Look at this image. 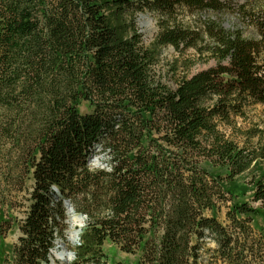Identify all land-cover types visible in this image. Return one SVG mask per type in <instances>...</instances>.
Segmentation results:
<instances>
[{
	"label": "trees",
	"instance_id": "16d2710c",
	"mask_svg": "<svg viewBox=\"0 0 264 264\" xmlns=\"http://www.w3.org/2000/svg\"><path fill=\"white\" fill-rule=\"evenodd\" d=\"M167 46L213 65L170 87L154 69ZM247 105L264 114V0H0V242L19 231L0 264H51L65 202L85 217L69 264H120L105 241L200 264L208 237L223 264H264L261 210L236 199L264 206V135L244 147L219 127Z\"/></svg>",
	"mask_w": 264,
	"mask_h": 264
},
{
	"label": "rangeland",
	"instance_id": "374dc122",
	"mask_svg": "<svg viewBox=\"0 0 264 264\" xmlns=\"http://www.w3.org/2000/svg\"><path fill=\"white\" fill-rule=\"evenodd\" d=\"M231 1L233 3H241L243 0ZM186 19L190 20L192 23H195V21H197L196 16H187ZM219 21L226 29L232 28L234 23L232 16L228 15L220 17ZM136 23L139 32L143 36L144 41L146 43H149L156 31L154 17L149 13H141L137 15ZM244 34L249 35L250 31L246 30ZM188 64H191L187 71V74L189 75L213 65V61L208 60L205 63L199 61L192 62L191 60L182 61L179 58V55L173 50V48L167 46L160 49L159 61L154 69L156 75L161 77L162 82L169 85L170 87H174L176 81L180 79V77L185 72L183 70L184 66ZM79 110L81 113L88 112L90 110V106L87 102L82 101L79 106ZM219 127L226 137H229L230 139L236 141L238 145L244 147H246V145L254 146L258 143L259 135H264V114L259 105H247L244 108L243 114L241 116H232L228 124H221ZM101 157L102 155L100 154L93 155L90 158V165L104 166V163H102L101 161ZM261 162V166L264 167V161ZM236 199L249 201L252 206L260 208V214L255 216L252 221V228L256 233L258 232V230L263 229L264 206H260L258 203L251 202L249 192L245 196H241L240 194H238L236 196ZM224 212L225 208L222 206L217 213L218 220L223 224H225ZM66 216L67 219L64 221L66 226L63 232V236L56 237L55 246H62L67 252H72L70 247L78 243V238H76L74 234L77 233V236H79L80 230L84 225L85 218H77L79 214H76L75 212L74 214H70L67 212V210ZM18 235V229L17 227H14L0 242V249L3 252L8 251L10 246L16 242ZM215 247L216 245L214 241L209 237L206 239V241L202 242L200 264H223L216 258V256H214ZM102 249L110 263L119 262L120 264H139V251L133 254H126L118 250L116 246L112 245L108 241H105L103 243ZM55 252L56 251H54V254ZM51 258H53V261L50 260L51 264H69L74 257H71L69 253H66V255L64 256V259L66 260H56L53 257V254L51 255Z\"/></svg>",
	"mask_w": 264,
	"mask_h": 264
},
{
	"label": "water",
	"instance_id": "95a60500",
	"mask_svg": "<svg viewBox=\"0 0 264 264\" xmlns=\"http://www.w3.org/2000/svg\"><path fill=\"white\" fill-rule=\"evenodd\" d=\"M65 207H66V210L68 213L70 214H74V210L72 209L71 205L68 203V202H65ZM85 218L83 215H80L77 216V218ZM76 238H78L77 236V233L74 234ZM54 251L60 253V251H64L65 253H69L71 255V257H74L73 255V252H67L62 246H54V248H52L50 250V254L52 255L53 254V257L56 259V260H66L64 258H60V257H57L55 254H54ZM51 261H53V258H50Z\"/></svg>",
	"mask_w": 264,
	"mask_h": 264
},
{
	"label": "bare ground",
	"instance_id": "6f19581e",
	"mask_svg": "<svg viewBox=\"0 0 264 264\" xmlns=\"http://www.w3.org/2000/svg\"><path fill=\"white\" fill-rule=\"evenodd\" d=\"M55 255H56L57 257L64 258V256L66 255V253H65L64 251H60V253L55 252Z\"/></svg>",
	"mask_w": 264,
	"mask_h": 264
}]
</instances>
